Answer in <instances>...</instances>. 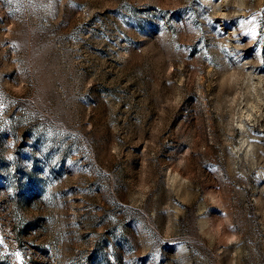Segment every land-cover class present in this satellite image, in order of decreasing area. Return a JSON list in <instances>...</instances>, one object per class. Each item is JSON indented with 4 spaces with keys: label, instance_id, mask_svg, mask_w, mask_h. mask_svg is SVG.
Here are the masks:
<instances>
[{
    "label": "rangeland",
    "instance_id": "rangeland-1",
    "mask_svg": "<svg viewBox=\"0 0 264 264\" xmlns=\"http://www.w3.org/2000/svg\"><path fill=\"white\" fill-rule=\"evenodd\" d=\"M0 264H264V0H0Z\"/></svg>",
    "mask_w": 264,
    "mask_h": 264
}]
</instances>
